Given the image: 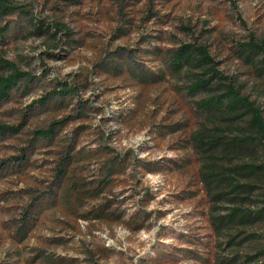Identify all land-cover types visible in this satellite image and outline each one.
Listing matches in <instances>:
<instances>
[{"label": "rangeland", "instance_id": "374dc122", "mask_svg": "<svg viewBox=\"0 0 264 264\" xmlns=\"http://www.w3.org/2000/svg\"><path fill=\"white\" fill-rule=\"evenodd\" d=\"M6 2L0 56L25 76L0 103V264L227 255L189 141L196 98L166 52L204 46L264 109V48L239 56L264 41V0Z\"/></svg>", "mask_w": 264, "mask_h": 264}, {"label": "trees", "instance_id": "16d2710c", "mask_svg": "<svg viewBox=\"0 0 264 264\" xmlns=\"http://www.w3.org/2000/svg\"><path fill=\"white\" fill-rule=\"evenodd\" d=\"M12 9L0 0V19ZM5 32L0 28V45ZM263 48L264 41L251 40L240 46L239 56L254 64ZM166 55L171 72L189 83L187 95L196 98L189 141L200 164L211 226L228 251L215 263L264 264V234H259L264 227V109L236 81L215 70L204 46L186 44ZM6 67L11 73L0 75V103L25 76L0 56V68ZM72 91L64 86L61 92ZM8 129L0 126V133Z\"/></svg>", "mask_w": 264, "mask_h": 264}]
</instances>
